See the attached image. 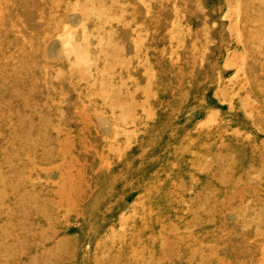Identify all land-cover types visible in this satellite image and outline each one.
<instances>
[{
    "label": "rangeland",
    "instance_id": "obj_1",
    "mask_svg": "<svg viewBox=\"0 0 264 264\" xmlns=\"http://www.w3.org/2000/svg\"><path fill=\"white\" fill-rule=\"evenodd\" d=\"M0 264H264V0H0Z\"/></svg>",
    "mask_w": 264,
    "mask_h": 264
}]
</instances>
